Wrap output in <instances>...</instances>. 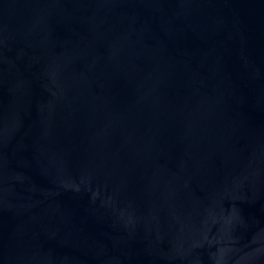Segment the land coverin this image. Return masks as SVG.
Returning <instances> with one entry per match:
<instances>
[{
	"label": "water",
	"instance_id": "water-1",
	"mask_svg": "<svg viewBox=\"0 0 264 264\" xmlns=\"http://www.w3.org/2000/svg\"><path fill=\"white\" fill-rule=\"evenodd\" d=\"M0 264H264V0H0Z\"/></svg>",
	"mask_w": 264,
	"mask_h": 264
}]
</instances>
